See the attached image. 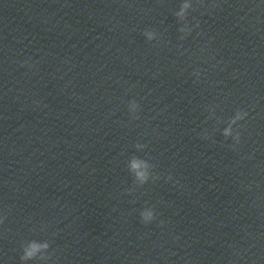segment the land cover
<instances>
[{
	"label": "clouds",
	"instance_id": "1",
	"mask_svg": "<svg viewBox=\"0 0 264 264\" xmlns=\"http://www.w3.org/2000/svg\"><path fill=\"white\" fill-rule=\"evenodd\" d=\"M198 4L203 6V0H196ZM213 8L216 7L215 4L212 5ZM196 11L194 7L193 0H183L179 7V10L174 13L175 17L178 18L180 22H184L183 25L178 29L182 34L180 39H186L193 31V28L189 26L187 21L189 11ZM195 27H199V22L196 23ZM144 37L147 41L151 42L156 39V31L151 29H145L143 32ZM21 67H33L32 63L28 60L21 64ZM202 70H196L193 75L199 80ZM128 112L133 120L139 119L137 113L141 111V106L135 99L131 100L127 104ZM248 112L245 110L237 109L235 114L228 119V126L223 128L222 135L227 140L232 139V148L235 150L236 146L241 143V132L237 129L233 131V125H237L238 122L245 120L248 117ZM211 119V117L209 116ZM204 139H208L209 136L205 130L203 134ZM134 147L138 150H142L147 147V145L142 143H137ZM155 165L150 163L147 159H142L138 156L133 155L128 162L127 169L133 176V184L137 187H142L147 184L150 180L155 181L159 179V176L153 174ZM168 180L172 179V176L167 177ZM135 191L133 188L126 190L127 194L131 195ZM140 220L143 224L147 225L157 219V214L153 207H145L139 213ZM4 217H0V224L4 223ZM164 225V221H160V226ZM50 247V243L45 241L43 243L37 242L36 240H30L27 243L21 245L22 254L20 256L21 264H27L28 261L43 260L44 256L40 255L41 252H46Z\"/></svg>",
	"mask_w": 264,
	"mask_h": 264
}]
</instances>
